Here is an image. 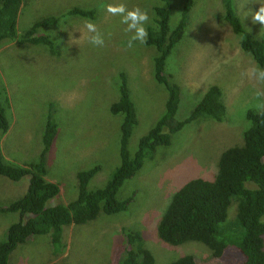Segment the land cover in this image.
<instances>
[{
    "label": "rangeland",
    "instance_id": "obj_1",
    "mask_svg": "<svg viewBox=\"0 0 264 264\" xmlns=\"http://www.w3.org/2000/svg\"><path fill=\"white\" fill-rule=\"evenodd\" d=\"M183 2L27 0L21 5L16 21L18 36L35 21L54 16L57 24L41 28L39 33L59 42L60 51L51 55L39 44L17 47L1 43L0 86L5 88L10 105L6 114L9 129L0 137V147L7 160L19 165L36 163L46 122L51 117L57 124L56 138L46 156L45 178L58 183L59 193L47 201V207L76 198L78 171L100 166L88 184V189H95L103 186L118 166L123 116L112 114L110 108L119 99L120 74L126 77L137 120L127 143L131 153L164 112L167 93L153 76L157 49L139 41L132 48L127 47L132 33L125 31L127 25L121 23L120 16L107 12V5L141 6L148 11L146 27L150 31L155 30L159 17L154 7L168 6L170 25L174 26ZM225 2L194 0L185 31L167 57L164 72L180 87L182 98L176 120L183 119L210 86L220 88L227 120L217 122L201 117L172 134L169 145L158 146L149 154L141 169L126 179L117 193L120 200L132 197L126 211L101 213L85 224L64 227L65 246L60 252L53 251L49 236H31L30 244L13 250L10 264H116L126 248V231L138 230L137 226L154 256V264H167L182 255L193 256L197 264L245 262L234 246L220 255L194 241L172 246L159 238L156 228L170 197L181 185L194 177L213 178L218 155L240 138L233 137L241 135L235 128L243 126L244 130L248 124L246 112L264 109L260 107L264 97L256 96L257 91H264V83L248 75L258 65L240 46L244 31L235 33L225 19ZM231 3L243 28L264 41V25L253 23L251 16L264 0ZM73 6L92 7L97 10V18L91 21L68 15L67 10ZM89 21L102 34V47L89 42L92 33L85 27ZM28 177L13 181L0 176V205L23 195ZM234 201L235 197L226 220L230 227L234 226ZM17 216L0 213V241L5 240L6 229L18 220Z\"/></svg>",
    "mask_w": 264,
    "mask_h": 264
},
{
    "label": "trees",
    "instance_id": "obj_2",
    "mask_svg": "<svg viewBox=\"0 0 264 264\" xmlns=\"http://www.w3.org/2000/svg\"><path fill=\"white\" fill-rule=\"evenodd\" d=\"M26 1L0 0V45L7 41H15L18 46L39 44L51 55L58 53L59 42L51 36L49 38L44 34H36L41 28L56 25L57 19L54 16L35 21L18 36V12ZM231 1L225 2V19L235 33L244 31L241 48L253 56L260 68H264V41L258 40L243 28L240 19L233 12ZM193 2L194 0H184L180 18L174 26L170 25L168 6L154 7L159 14L157 28L148 31L146 43L157 49L153 60V76L165 88L167 98L163 114L140 137L133 153L128 150L127 143L137 123L135 106L126 86L125 75L122 73L119 76V99L110 108L112 114L123 116L120 124L119 164L103 186L88 189L89 181L100 171L99 165L80 170L76 174V198L67 204L46 206L47 201L59 193L58 183L45 178L46 156L57 135V124L51 121V117L43 128L38 162L16 164L3 156L0 147V176L13 181L29 176L26 192L8 204L0 205V213L18 214V220L7 227L5 240L0 241V264H10L13 250L19 245L28 244L31 236H49L53 251L60 252L65 246L64 227L85 224L101 213L126 211L132 197L120 200L117 193L123 182L141 169L149 154L155 152L158 146L169 145L172 134L201 117L217 122L227 120L222 92L214 86L207 89L183 119L174 118L182 95L177 83L165 74L164 67L171 50L182 38ZM66 13L90 20H95L98 15L97 10L92 7L78 6L69 8ZM9 105L5 88L0 86V137L9 129L6 115ZM246 119L248 124L244 130L243 126L235 128L241 135L233 137L237 140L240 136L239 140L218 155L215 176L212 179L191 178L172 194L156 224L158 236L163 242L172 246L189 241L199 242L217 255L222 254L229 246H234L244 256L243 264H264V109L248 110ZM234 197L237 199L233 202L236 206L232 216L234 226L230 227L226 220ZM137 229L126 231V248L116 264H154V256L146 247L145 238L138 226ZM167 264L197 263L193 256L182 255Z\"/></svg>",
    "mask_w": 264,
    "mask_h": 264
},
{
    "label": "clouds",
    "instance_id": "obj_3",
    "mask_svg": "<svg viewBox=\"0 0 264 264\" xmlns=\"http://www.w3.org/2000/svg\"><path fill=\"white\" fill-rule=\"evenodd\" d=\"M106 10L108 13L114 16L117 15L120 16L121 23L127 25L125 31L132 33V36L127 43V47L132 48L134 46L135 41H139L141 44L147 42L148 29L146 25L148 24L150 19L147 10L143 9L139 5L129 8L124 3L108 4ZM251 16L253 23L259 22L261 25H264V4H260L259 9L257 11L252 12ZM85 27L87 28L89 33H92V35L89 37V42L95 46L102 47L104 45V39L100 31L97 29L96 25L89 21L86 22ZM39 31L40 30H38L37 34H40ZM44 35H47L50 38V35L48 34H44ZM7 42L13 43L17 47L33 46V45L18 46L15 41H7ZM248 75L250 78H254L257 81L264 83V68H260L259 66L253 67L250 69ZM256 96L264 97V91H257ZM260 107H264V104L260 105Z\"/></svg>",
    "mask_w": 264,
    "mask_h": 264
},
{
    "label": "crops",
    "instance_id": "obj_4",
    "mask_svg": "<svg viewBox=\"0 0 264 264\" xmlns=\"http://www.w3.org/2000/svg\"><path fill=\"white\" fill-rule=\"evenodd\" d=\"M182 6H183V5H182ZM179 18H180V17H179ZM178 20H179V19H178ZM178 20H177V21H178Z\"/></svg>",
    "mask_w": 264,
    "mask_h": 264
}]
</instances>
